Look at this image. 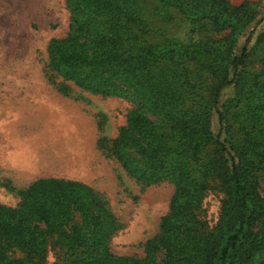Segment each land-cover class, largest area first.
Returning a JSON list of instances; mask_svg holds the SVG:
<instances>
[{
    "label": "trees",
    "instance_id": "trees-1",
    "mask_svg": "<svg viewBox=\"0 0 264 264\" xmlns=\"http://www.w3.org/2000/svg\"><path fill=\"white\" fill-rule=\"evenodd\" d=\"M65 3L68 34L49 43V69L95 95L131 98L135 109L111 154L136 181H168L174 193L145 258H120L107 247L100 214L80 211L77 223L69 201L58 210L28 206L48 188L64 196L81 185L37 182L18 209L0 205V264H46L50 250L58 264H155L160 252L162 264H264V32L236 52L251 3ZM252 57L256 73L248 71ZM228 88L233 94L221 103ZM214 186L223 200L209 230L196 210Z\"/></svg>",
    "mask_w": 264,
    "mask_h": 264
},
{
    "label": "rangeland",
    "instance_id": "rangeland-1",
    "mask_svg": "<svg viewBox=\"0 0 264 264\" xmlns=\"http://www.w3.org/2000/svg\"><path fill=\"white\" fill-rule=\"evenodd\" d=\"M227 1L252 5L253 20L239 36L236 52L248 39L250 49L264 32V0ZM68 26L65 0H0V205L18 209L27 190L40 181L79 184L82 188H69L64 196L48 188L28 199V206L41 203L58 210L69 201L77 223L80 211L92 210L102 217L113 256L144 259L146 242L159 234L169 212L174 187L168 181H136L111 154L112 142L135 109L131 98L95 95L49 69L48 45L66 38ZM181 30L180 25L174 28ZM259 70L252 57L248 71ZM232 94V88L223 91L221 103ZM58 114L66 125L57 123ZM218 128L214 114L215 134ZM222 200L214 186L196 210L197 220L209 230L218 222ZM154 258L162 264L164 254ZM46 264H58L55 250L49 251Z\"/></svg>",
    "mask_w": 264,
    "mask_h": 264
},
{
    "label": "bare ground",
    "instance_id": "bare-ground-1",
    "mask_svg": "<svg viewBox=\"0 0 264 264\" xmlns=\"http://www.w3.org/2000/svg\"><path fill=\"white\" fill-rule=\"evenodd\" d=\"M26 10H27V9H26ZM53 111H54V110H53ZM57 113H58V112H57ZM58 115H59V114H58ZM60 116H61V115H59L58 117L56 116V121H57V123H59V122L62 121V120L59 118ZM69 118H70V117H69ZM69 118H68V119H69ZM68 119H66V120H68ZM36 120H37V119H36ZM41 120H42V119H41ZM43 120H44V119H43ZM71 121L73 122V120H71ZM42 122H43V121H42ZM44 122H45V121H44ZM53 122H54V120H53ZM66 122H67V121H66ZM66 122H65V123H66ZM69 122H70V121H69ZM61 123L65 124L64 121H62ZM54 124H55V123H54ZM70 124H72V123L70 122ZM48 125H52V126H53V123H52V122H48ZM61 125H62V124H61ZM65 125H66V124H65ZM52 126H51V127H52ZM53 127H55V125H54ZM53 127H52V128H53ZM59 127H60V126L55 127V128H56V129L58 128L57 130H58V131H61L62 128H59ZM68 127H69V126H68ZM39 151H40V150H39ZM24 159H25V158H24ZM34 161H35V160H34ZM31 163H32V162H31ZM32 164H33V163H32Z\"/></svg>",
    "mask_w": 264,
    "mask_h": 264
}]
</instances>
